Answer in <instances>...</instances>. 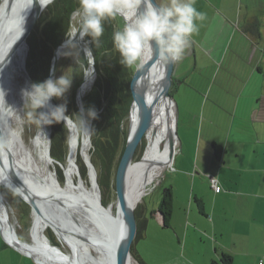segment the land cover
I'll return each mask as SVG.
<instances>
[{
  "label": "crops",
  "instance_id": "obj_1",
  "mask_svg": "<svg viewBox=\"0 0 264 264\" xmlns=\"http://www.w3.org/2000/svg\"><path fill=\"white\" fill-rule=\"evenodd\" d=\"M227 2L219 0L215 17L196 40L215 65L228 68L226 75L216 77L219 84L216 89L211 86L199 111L192 108L183 117V133L168 165L173 163L166 187L173 195L168 228L178 233L181 210L186 242L190 230L197 242L206 241L205 264H224L225 255L232 264H260L264 260V0H231L230 9ZM162 64L160 73L166 65ZM171 125L174 131L173 118ZM209 175L218 180L220 193L212 188ZM146 183L139 184V193ZM193 201L202 203V213ZM155 215L163 226L159 206ZM146 228L147 221L138 241ZM176 232L166 236L171 246L179 237ZM10 248L7 244L0 248V264H37ZM136 254L141 259L137 249Z\"/></svg>",
  "mask_w": 264,
  "mask_h": 264
},
{
  "label": "bare ground",
  "instance_id": "obj_2",
  "mask_svg": "<svg viewBox=\"0 0 264 264\" xmlns=\"http://www.w3.org/2000/svg\"><path fill=\"white\" fill-rule=\"evenodd\" d=\"M3 1L4 2L0 8V118L5 125L6 132L15 138L14 147L11 151H9V153H11L15 162L14 168H16L17 173L24 181L29 193L34 195L40 206L42 203L47 202L48 206L58 209V211L65 212H62V215H58L61 217L48 215L44 210L43 213L45 215L43 216L35 213L32 214L34 217L33 223L36 232H30L31 243L27 244L29 241H23L19 238L17 228L11 221L10 212L7 213L4 206L0 204V227L2 233L10 244L17 246L24 253L31 255L39 264H115L118 259V255L115 250L118 248L116 245L119 240L117 239V236L113 237L110 234V231L106 230L107 228H111L114 231L116 229L118 230V224H120L122 219L121 214L119 211V221L116 224V221L110 211L99 203L100 194L95 185L96 183L93 170L91 171V178L94 180V185L92 184V186H89L85 182H82L81 185H77L78 183H75L74 176L77 169L75 162L78 152L79 132H76V143H73L70 149L71 153L69 157L70 167L68 169V178L65 185L62 186L58 182L55 172L51 169L53 162L51 160L50 145L48 142L49 125L43 126L41 132L33 142L37 158L34 156L31 149L23 143L20 134L12 127V118L21 107V103L25 101L22 95L23 90L30 89V84L28 82L25 86L20 88V91H17V83L15 79V74L20 73L25 69L26 43L19 45L11 57L8 56L23 32L26 14L32 6V0H17V2L19 1V4L16 8H14L11 16L8 15L6 11L7 5L11 0ZM20 5L24 7H21V9L18 10ZM48 5V0H37V6L40 8L46 9ZM73 37H75V41L78 43L81 42L80 34L77 29L74 30ZM66 48V46H63L58 49L56 53V58L58 60ZM152 55H154V53L148 56ZM166 71L167 67L160 75L159 65L154 66L152 69L147 71L151 78V90L145 97V104L152 99L155 103L158 114L157 125L152 129L150 137L151 140L152 135L154 134V141L160 135V128L163 124L161 110L156 104L157 94H160L164 105L168 109L167 119L171 116L174 124H176L175 104L173 101H170L166 94H164L163 89V80L166 75ZM93 79L94 76L88 79L81 88V98V92L83 91L84 93L87 91L90 84L93 82ZM5 99H10L12 102L11 107L6 106ZM169 109H171L172 112L171 110L169 111ZM43 111H46V109H43ZM85 135L86 142L90 145L89 133ZM172 135L174 143L176 141L178 144L175 130L170 133V138ZM170 138L168 139L170 148L167 157L168 163L164 164V170H166L171 161L172 151ZM154 147L155 143L154 146L151 145L150 147L149 142H147L143 159L135 175L130 177V175L127 174L125 199L129 207H132L133 205V200L129 203L128 197L130 194L129 189L133 184V182L130 183L131 180H133L134 183L137 182V185H139L148 181L151 177H157L160 173H162L163 163H159L155 158V168L152 170L151 174L144 179L145 174L154 164L151 159L147 165L144 158L148 150L149 155H152V158H154L155 155L152 153L154 151ZM83 148L85 156H89V148L86 147V143ZM4 159L6 167L9 168L8 158L6 155ZM2 185L6 186L8 189L21 192L18 188L12 185L11 179L6 170L0 168V187ZM57 203L62 204V207H58ZM67 212L76 215V217L80 219L81 223H79L78 226L75 225L73 220L67 216ZM48 228H51L63 242L68 243V245L72 248L73 253L66 256L64 255L65 253H62L58 249L56 250L51 248L45 235ZM75 233H78L79 235H86L84 239L85 242L78 240L76 237L78 235ZM94 253H96L97 256Z\"/></svg>",
  "mask_w": 264,
  "mask_h": 264
},
{
  "label": "rangeland",
  "instance_id": "obj_3",
  "mask_svg": "<svg viewBox=\"0 0 264 264\" xmlns=\"http://www.w3.org/2000/svg\"><path fill=\"white\" fill-rule=\"evenodd\" d=\"M3 0H0V8L3 4ZM24 5V3H23ZM229 9L231 7V0L225 4ZM195 6L197 8L198 11L204 12L206 13V19L203 22H199V33L194 35L192 38V43L194 44V48H189L184 56V58L178 62V65L175 69V85L172 88V95L173 98L176 102L177 105V114H178V121H177V136L178 138L180 137L181 133H183V117L184 115L189 112L192 108L194 112H198L199 108L201 105L205 104L206 98L209 95V90L211 89V86L213 85V88L216 89V86L219 84L217 82V76H222V75H226V68L228 67H220L214 64L212 58H209L205 51L201 48V44L198 43L197 38L199 35L202 34V29L204 28V26H206L207 24H209V20H213V18L215 17V14L217 12V10H219V0H196ZM21 7L24 6H19L18 10L21 9ZM47 9V8H46ZM45 9V10H46ZM74 19V18H73ZM78 18L74 19V27L71 31V36H73L74 34V30L77 29L78 30V23H77ZM123 25H124V20H122ZM122 25V26H123ZM123 28V27H122ZM200 38V37H199ZM81 46H83V48H88L87 44L85 42V38L81 39V42L79 43ZM26 46V44H25ZM66 51V50H65ZM65 51L62 53L60 58H64L66 57L65 55ZM28 54V46H26V57ZM73 55L71 54L70 58ZM90 57H91V53H90ZM163 63V62H162ZM162 63L159 64V68L161 65H163ZM25 65H26V58H25ZM167 65H165L164 69L166 68ZM25 69L22 70L20 73H16L15 74V79H16V89L17 91H20V88L25 86L28 82L31 86L32 83H30L29 78L27 76V72H26V66L24 67ZM164 69L162 70V72L164 71ZM68 69L64 68L63 73H65ZM161 72V73H162ZM148 73V72H146ZM160 73V75H161ZM96 78V77H95ZM94 80V79H93ZM87 82V80H85V83ZM93 83V82H92ZM90 87L87 89V91L91 88ZM140 86L142 87L143 93L146 96L147 92H150L151 90V78H150V74H144L141 78H140ZM214 89V90H215ZM86 91V92H87ZM83 93V91L81 92V96L84 97L85 93ZM83 93V94H82ZM149 94V93H148ZM17 97V96H15ZM212 100H214V94L211 97ZM6 101V106L7 107H11L12 102L7 99H5ZM52 102H54V100L52 99ZM153 104L155 109V103L152 101V99L146 103L147 104ZM156 104L158 106V108L161 110L162 116H163V124L162 127L160 128V130L162 131V137L159 139V141L156 143L155 147H154V151L152 153L157 155V159L158 162L161 163H165L167 161V157H168V152H169V138H170V133L172 132L171 129V116L169 119L168 118V109L167 107L164 105L163 100L160 97V94H157L156 97ZM169 107V105H168ZM170 108V107H169ZM171 109H169L170 111ZM38 111H43V109H40ZM157 111V110H156ZM32 112V109L28 106H25V101H23L21 103V107L18 109L17 113H15L14 117L12 118L13 122H12V127L20 134L21 136V140L23 141V143L31 149L32 153L34 154V156L37 158V153L33 147V142L35 140V138L38 136V134L41 132L42 128L40 125L35 123V119L33 115H30L29 113ZM172 112V110H171ZM20 114V115H19ZM20 116V117H19ZM158 116V114H157ZM133 120L129 122V118L126 119L125 121V131L129 133L130 131V135L133 136L135 135L136 131L133 130V127L135 125V122L139 120V112L136 111L134 116H133ZM158 120V117H157ZM239 122H241V120H239ZM239 122L237 124H239ZM244 122H242L241 124H243ZM238 126V125H237ZM48 142L50 145V151H51V125H49V131H48ZM169 137V138H168ZM82 141L84 143H86V147L89 148L88 150V155L89 157L91 156V148H92V144H91V132H90V145H88V143L86 142V135L83 132H79V143H78V147L80 145V143H82ZM73 143H76V139L74 137V139L69 142V154H68V161L66 163L65 167H62L64 171H62V174H59L56 170V164L53 163V166L51 167V169L55 172L56 177L58 179V182L64 186L66 181H67V176H68V169L70 167L69 164V157H70V149ZM142 147L141 149L137 152L134 161L132 163V165L130 166L127 174L130 175V177L134 176L142 159L144 156V152H145V148L147 145V138L146 136L144 137L143 141H142ZM75 145V144H74ZM15 149V148H14ZM80 155H82V146L80 147L79 150ZM78 157V156H77ZM153 161L152 155H150V159ZM155 163L153 164V167L149 173V175L151 174L152 170L155 168ZM76 174L74 176V180L75 183L77 185H81L82 182H85L86 184H88L89 186H92V184L94 185V180L91 178V183L89 181V176L87 178V180L85 181L81 174H80V170L79 167L77 165V159H76ZM95 168V166H94ZM78 170V172H77ZM171 166L167 167L166 170H164L163 172V168H162V172L160 173L159 176L157 177H151V179H149V181H147L148 183H146V185L144 186V188L142 189V191L139 193V195H137L135 197V200L133 202L132 207L134 208V204H136L135 207H138V211H139V216L142 220L143 223H146L147 221V228L145 231V236L142 240L136 242L135 244V251L137 249V251H139L140 253V257H141V261L144 262L145 264H205V262L208 260V256L207 253H203L202 250L204 248V244H206V241L204 243H202L200 241V239H198L197 242V238H196V233L193 232V230H190V237L187 239L186 242V238H185V230L186 228L184 227V230H182V226L180 225V223L182 224V222H184L183 219V212H181V210L178 211V214L180 215L179 222L178 223V233H179V237L175 238L176 239V243H174L171 246V242L168 243L166 242L165 239H167V235H170V233L172 235H174V233L176 232L175 230L171 231V229L169 230V228H165L164 226H162V224L159 222L158 218L155 215V211L158 210V206L159 203L162 199V195H163V191L164 189H166V187L169 185L170 182V172H171ZM96 171V175L94 173V177L96 179V187L98 188L97 190L99 191V194L102 198V201H104L107 206H103L108 209L110 211V213L112 214V216L114 217V219H116L119 215V209L114 197V193L112 190L113 187V182L111 184L110 187V180H107L106 178V171L104 170V168L100 167L99 170H97L95 168ZM79 174L81 176V180H79ZM116 175V174H115ZM115 177V176H114ZM61 179L64 180V182H61ZM114 179V178H113ZM154 180V182H153ZM152 181V182H151ZM3 194L5 196V199L7 201V204L10 208V215H11V221L12 223L15 224L16 228H17V233L18 236L21 240L23 241H29L27 242V244L31 243L30 242V232L34 233L36 232L33 220L34 217L32 215V212L30 214L29 219L23 220L19 218V211L17 209L14 208L12 200L13 198H15V196H18L17 194H15L13 191H11V189H8L6 186L2 185L1 186ZM19 197V196H18ZM58 204V203H57ZM193 205L195 208H197V204L196 202L193 201ZM58 207H62V204H58ZM56 210V211H55ZM58 209H54L50 206L46 207V212L50 215H62L61 211H58ZM60 212V213H59ZM67 216H69V218H71L73 220V222L75 223V225L78 226L79 223H81L80 219L78 217H76V215H73L71 213L67 212ZM65 216V217H67ZM177 218L175 217V220ZM164 227V228H163ZM172 227V226H171ZM173 228V227H172ZM174 229V228H173ZM50 233L52 236H54V238L56 239V241L61 245V247L59 246H55L54 244L51 243L49 237L47 236V234ZM53 233V234H52ZM178 233L176 232V236L178 235ZM78 236L77 239L80 240L81 242H85V236L84 234L79 235L78 233H75ZM46 238L49 241L50 247L53 249H58L59 251H61L62 253H65L64 255L68 256L69 254L73 253L72 248L70 247V245H68V243L63 242L57 235L56 233H54V231L51 228H48L45 232ZM181 239V241H180ZM172 240H174V238H172ZM6 243L4 242L1 233H0V248L5 245ZM178 245V249L175 248ZM162 246V248H161ZM12 249V248H10ZM96 256L97 254L94 253ZM211 254V253H209ZM212 255V254H211ZM31 261H33L31 259ZM34 262V261H33ZM221 262V261H219ZM131 264H139L137 262V260L135 258L132 259Z\"/></svg>",
  "mask_w": 264,
  "mask_h": 264
},
{
  "label": "trees",
  "instance_id": "obj_4",
  "mask_svg": "<svg viewBox=\"0 0 264 264\" xmlns=\"http://www.w3.org/2000/svg\"><path fill=\"white\" fill-rule=\"evenodd\" d=\"M78 8L79 0H55L54 3L47 6V9L38 19L27 39L28 54L25 66L30 83L43 82L51 78L53 60L56 52L59 47L70 39L71 31L74 27L72 14ZM122 25L123 22L121 17L105 21V33L100 38L98 46L95 45L90 36L85 37V42L91 53L90 58L86 55L82 46H80L77 41L73 42L74 44L71 45V48H66V57L58 60L55 79L64 74V68H71L73 69V84L64 98H53L55 105L63 103L67 104L66 115L75 116L76 114H79L81 108L78 102V91L81 86L85 84V78L82 76L83 69L88 68L91 65L90 60H93L96 69V78L93 86L83 97V109L85 111L88 109H94L96 112V118L90 121L92 130L90 159L97 170H99L100 167L104 168L106 171V179L110 180V187L113 178L118 171L119 158L117 157L125 148L128 139V132L124 129L125 121L127 118H129V122L132 121L134 119L133 116L137 111L135 108L131 112L133 98L126 82L125 67L120 64L119 53L116 52L113 47V32L122 29ZM71 54L73 56L70 58ZM148 93L149 92H147V95ZM146 107H148L149 111L152 113L151 124L146 133L147 142H149V146L151 147V145L154 146V143L156 145L162 137V131L160 130V135L155 141L154 134L150 140L151 131L157 125L158 116L153 104L149 103ZM138 122H135L133 127L134 131L138 128ZM51 138L50 154L55 161L57 172L62 174L61 172L64 171L62 167L66 166L69 154L68 132L63 122L51 124ZM84 144L85 143L82 141L78 147L77 165L82 178L86 181L88 178V168L82 155L79 153L80 147L82 146V153L85 155L83 148ZM220 152V150L217 151V154ZM154 155L153 163L154 159H157V155ZM149 159L150 155L148 150L144 158L147 165L150 161ZM152 167L153 166L147 171L144 179L148 177ZM94 173L96 175V171H94ZM61 182H64V180L61 179ZM132 182L133 184L129 189L130 194L128 195L129 203L131 200L134 202L135 197L139 195V185H137V182L134 183V181L131 180L130 183ZM12 203L14 208L19 211L20 219H29L32 211L27 203L18 196L13 198ZM102 203L104 206H107L104 201H102ZM197 204L199 211L202 213V203L197 201ZM135 206L136 204H134V207ZM159 213L163 218V226L168 227L173 213V195L170 187L163 191L159 205ZM115 221L117 224L119 221V215ZM144 227L145 223H143L140 218V225L135 240L136 242L140 238ZM47 236L52 244L61 247L54 236L50 233H48ZM133 256L139 264H145L140 260L135 249L133 251ZM232 262L233 260L230 256H224V264H232Z\"/></svg>",
  "mask_w": 264,
  "mask_h": 264
},
{
  "label": "clouds",
  "instance_id": "obj_5",
  "mask_svg": "<svg viewBox=\"0 0 264 264\" xmlns=\"http://www.w3.org/2000/svg\"><path fill=\"white\" fill-rule=\"evenodd\" d=\"M54 3V0H48ZM196 0H79V8L73 18L79 25L80 38L91 37L95 45L105 33V21L121 17L122 29L112 35L113 47L120 56V64L127 68H139L146 56L155 54L160 61L175 64L181 61L191 47L192 37L199 33V22L206 13L198 11ZM69 40L66 47L71 48ZM90 50H86V55ZM73 69L69 68L57 79L32 83L23 90L25 106L32 109L35 123L41 128L53 123H64L71 142L76 132L90 133V121L96 118L94 109H81L75 116L66 115L67 104L53 105V98L62 99L72 87ZM94 66L83 69V77L94 76ZM46 109V111H38ZM15 138L9 135L0 139V153L11 151ZM260 264H264L261 260Z\"/></svg>",
  "mask_w": 264,
  "mask_h": 264
},
{
  "label": "water",
  "instance_id": "obj_6",
  "mask_svg": "<svg viewBox=\"0 0 264 264\" xmlns=\"http://www.w3.org/2000/svg\"><path fill=\"white\" fill-rule=\"evenodd\" d=\"M31 2H32V6L30 7L29 11L26 14L23 32L20 35L19 39L17 40V43L12 48L8 57H11L15 53V51L19 45H21L23 43H26V45H27L28 37L30 36V34H31L33 28L35 27L38 19L41 17L42 13L45 11V9L37 6V0H32ZM153 2L155 3V0H153ZM159 2H160V0H157V3H159ZM18 4H19V1L17 2V0H11L9 2V4L7 5V8H6L7 14L11 16L14 8H16L18 6ZM69 40L70 41L72 40L74 42L75 37L71 36ZM68 41H66L61 47L66 46ZM61 47H59L58 49H60ZM82 49L85 53H86V50H89V48H83V46H82ZM87 56L90 58V53ZM162 62L163 61H160L158 59V57L154 54L152 56L146 57L144 60V63L139 68H135V67L127 68V67H125L126 82L130 88L132 98H133L131 112L133 109H135V108L137 109V111L139 112V122H138V128L136 130L135 135L131 136L130 131H129L128 139H127L125 148L120 152V154L117 157V158H119V166H118V171L116 172V175L113 179L112 190H113L114 197H115V200H116V203H117V206H118V209L120 211L122 219H121L120 224H118V227H117L118 230L116 229L114 231L111 228H107L106 231H110V234L113 237L117 236V239L119 240V241H117V245H116V246H118V248H117V250H115L117 255H118V259H117V262H115V264H131L132 259L134 258L133 251L135 249V244H136L135 240H136L137 232H138L139 225H140V216H139L138 207H134V208L129 207L128 204L126 203V199H125V195H126L125 184H126V179H127V172L129 170L130 166L132 165L137 152L142 147V144H143L142 141H143L144 137L146 136L147 130L150 127L151 120H152V113L149 111L148 107H146V105H145V95L143 93L142 87L140 86V78L148 70L152 69L154 66H158ZM90 63H91V65L93 64V66H94L93 60H90ZM57 64H58V59L56 58V55H55V58L53 60L52 72H51V78L52 79H55V72H56ZM165 64L167 65L166 66L167 71H166V75L164 76V81H163V87L164 88L163 89H164V94H166V96L170 99V101L174 102L175 107H176L175 134H176V137H178L177 133H176L177 121H178L177 105H176V102H175L173 95H172V88L175 85L174 74H175V69L178 65V62L175 64H169V63L165 62ZM24 67H25V65H24ZM94 69H95V66H94ZM95 77H96V69L94 71V80H93L91 87L94 84ZM82 86H81V88H82ZM81 88L78 91V102H79L80 108L83 109L84 108L83 97L82 98L80 97ZM51 103L53 105H55L54 102L51 101ZM90 128H91V126H90ZM8 135H10V134L8 132H6L5 125L0 118V139L7 138ZM89 141H90V133H89ZM170 145H171V151H172L171 157H172V160H174L176 150H175V143H174L173 135L170 138ZM5 155L8 158L7 160L9 163V168H7L6 164H5V159H4ZM82 157H83V159L86 163V166L88 168V176H89V181L91 183V171L92 170L95 171L94 165L91 162V159L89 156H85L82 153ZM51 160L53 163H55V161L52 157H51ZM14 166H15V162L13 160L11 153H9V151L7 153H0V168L3 170H6L7 174L9 175V177L11 179L12 185L14 187L18 188L22 193L17 192L15 190H11V191H13L15 194H17L25 203H27L31 207L32 214L35 213V214L40 215V216L45 215L43 213V210L46 212V207L48 206V203L47 202L42 203L41 204L42 209H41L39 202L37 201V199L34 197L33 194L29 193L24 181L22 180L20 175L17 173V170H16V168H14ZM75 166H76V162H75ZM77 172H78V170H77ZM110 178H111V175H110ZM81 179L82 178L79 174V180H81ZM95 183H96V179H95ZM99 203H102L101 196H99ZM0 204H2L4 206L7 213L10 212V208L6 204V199H5V196L3 194L1 187H0ZM62 212H65V211H62ZM46 214H48V213L46 212ZM48 215H50V214H48ZM58 217H61V216H58ZM0 233H1V236L4 240V242L9 247L13 248L14 250L18 251L19 253H21L23 255H26L27 257H30L37 264H39L35 260V258H33L31 255L24 253L17 246H13L12 244H10L5 239V237L2 233L1 227H0Z\"/></svg>",
  "mask_w": 264,
  "mask_h": 264
},
{
  "label": "built area",
  "instance_id": "obj_7",
  "mask_svg": "<svg viewBox=\"0 0 264 264\" xmlns=\"http://www.w3.org/2000/svg\"><path fill=\"white\" fill-rule=\"evenodd\" d=\"M172 168H173V163L171 165V169ZM208 180L216 193H220L222 191V187L219 185V182L215 177L209 175Z\"/></svg>",
  "mask_w": 264,
  "mask_h": 264
}]
</instances>
